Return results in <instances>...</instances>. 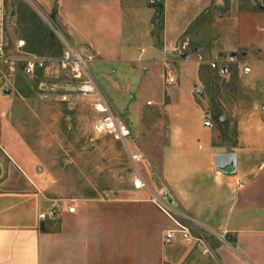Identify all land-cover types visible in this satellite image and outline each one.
Instances as JSON below:
<instances>
[{
    "label": "crops",
    "instance_id": "crops-1",
    "mask_svg": "<svg viewBox=\"0 0 264 264\" xmlns=\"http://www.w3.org/2000/svg\"><path fill=\"white\" fill-rule=\"evenodd\" d=\"M32 1L53 15L57 29L80 51L107 63H138L147 69L181 38L200 55L241 54L251 67L243 81L252 99L236 105L235 112L243 114L236 122V144L224 149L213 142L220 130L211 116L210 92H193L190 103L203 116L195 122L192 112L174 106L177 100L170 96L177 120L166 125L168 142L161 156H147L134 138L145 154L142 162L154 174L156 169L157 181L144 178L148 188L133 185L119 197H73L52 204L37 177L11 155H1L0 264H264V4L240 8L232 3L223 13V0H195L205 26L193 28L189 22L174 38L166 28L163 0L164 43L159 48L154 36L158 20L139 25L146 0ZM1 9L0 0V21ZM140 41H145L141 47ZM24 46L19 45L23 53L41 58L63 52L61 46L59 56H46ZM199 68L197 61L200 76ZM207 119L213 127L204 125ZM229 152L237 154V169L226 173L217 169L215 156ZM155 196L197 237L205 236L210 252L203 253L199 244L166 241L175 223L153 201Z\"/></svg>",
    "mask_w": 264,
    "mask_h": 264
},
{
    "label": "rangeland",
    "instance_id": "rangeland-1",
    "mask_svg": "<svg viewBox=\"0 0 264 264\" xmlns=\"http://www.w3.org/2000/svg\"><path fill=\"white\" fill-rule=\"evenodd\" d=\"M1 1L0 28L8 61H0V156L11 155L20 167L37 177L40 191L52 204L73 197L114 198L129 190L136 177V166L129 154V150H137L134 138L150 157L161 156L168 142L166 125L169 120H177L168 105L170 96L177 100L174 106L192 112L195 122L203 120V116L190 103L193 92L198 95L197 88L210 92L211 116H224L229 121L228 126H219L214 145L229 149L236 144V122L243 114L234 109L251 100L252 94L239 69L236 68L237 74L232 78L210 67L209 63L220 56L200 55L190 42L183 53L174 52L173 46L163 60L149 64L147 69L138 63L91 60L89 70L101 94L112 112L132 130L133 136L127 139L126 146L109 135L95 132L94 125L102 117L94 107L96 97L81 95L59 65L45 62L34 75L25 72L24 58L28 55L19 49L22 41L23 49L31 52L37 49L40 54H54L57 47L63 46L53 15L44 13L32 0ZM146 1L148 5L140 12L139 25L145 28L147 23L151 25L158 20L155 44L162 48L163 15H159L157 2ZM232 3L243 8L251 3L264 4V0H223V13ZM166 9L170 37L176 38L189 22L193 28L205 26L204 16L197 17L199 6L195 0H167ZM184 40L179 39L175 46ZM52 43V51L48 52ZM144 44L145 41L138 45ZM237 55L245 61L241 54ZM197 61L205 82L200 83ZM171 74L175 83L168 80ZM53 84L59 90H44V86L49 88ZM5 87L11 89L9 94L4 92ZM63 94L67 95V101L62 99ZM138 167L144 178L157 181L156 169L155 174L152 169L149 171L145 162H139ZM1 172L0 167V177Z\"/></svg>",
    "mask_w": 264,
    "mask_h": 264
},
{
    "label": "built area",
    "instance_id": "built-area-1",
    "mask_svg": "<svg viewBox=\"0 0 264 264\" xmlns=\"http://www.w3.org/2000/svg\"><path fill=\"white\" fill-rule=\"evenodd\" d=\"M151 3H158L157 0H150ZM60 32V31H59ZM60 39L63 45L62 55L54 59H44L37 57L35 55H28L24 58L25 61V72L28 75H34L40 67L45 66L47 63H55L65 71L66 75L70 77L73 82L76 84L77 91L83 96L93 95L96 97L97 101L94 104L95 109L102 114V117L96 121L94 125V130L99 134H106L113 137L114 140L124 143L127 146V139L133 136L131 128L121 119L119 116H116L112 109L101 94L99 87L89 70V62L94 58L91 55H87L80 51L63 33H59ZM24 42L20 43V46H23ZM189 41H183L179 45H176L173 48L174 52L183 53L189 47ZM0 61L7 62L8 58L5 56L3 49V36L0 34ZM210 67L213 70H217L221 75L228 73L230 66H235L242 72L244 75L251 72V67L249 64L239 58L238 55H227L220 56L217 59L209 63ZM168 80L170 83H175L176 78L172 74L169 75ZM58 86L53 84L51 87L44 86V90L56 91ZM62 99L67 101L68 97L66 94L62 95ZM204 125L207 127H213L214 123L207 119L204 121ZM129 154L132 162L136 166V177L134 179L133 185L137 189L148 188V184L144 177L142 176L138 163L145 160V154L141 150L132 151L129 150ZM153 201L156 202L162 210L174 221L175 228L169 230L166 233V241H175L179 240L188 244H199L203 247V253L210 252L207 240L204 235L202 237H197L191 227L183 223L176 214L167 206L166 201L161 200L157 196L153 197ZM76 207L71 206L69 208L70 212H75ZM52 214V213H51ZM40 217L44 219L45 214H41Z\"/></svg>",
    "mask_w": 264,
    "mask_h": 264
},
{
    "label": "water",
    "instance_id": "water-1",
    "mask_svg": "<svg viewBox=\"0 0 264 264\" xmlns=\"http://www.w3.org/2000/svg\"><path fill=\"white\" fill-rule=\"evenodd\" d=\"M4 92L9 94L11 89L6 87ZM197 93H202V88H197ZM218 122L221 124H228L229 121L226 117L220 116ZM215 164L218 170L223 172H235L237 169V154L236 153H220L215 156Z\"/></svg>",
    "mask_w": 264,
    "mask_h": 264
},
{
    "label": "trees",
    "instance_id": "trees-1",
    "mask_svg": "<svg viewBox=\"0 0 264 264\" xmlns=\"http://www.w3.org/2000/svg\"><path fill=\"white\" fill-rule=\"evenodd\" d=\"M157 7H158L159 15H163V10H164L163 0H160L157 3ZM42 42H44V41H42ZM52 46H54L53 43L48 46V50H47L48 52H51L52 51V48H53ZM35 52L40 53L37 49L35 50ZM60 54H61V48L60 47L59 48L57 47L55 49V52H54L53 56H59ZM48 55H52V54H49L48 53ZM226 74L230 75L233 78L237 74V69L234 66H230V68L228 69V73H226ZM200 77H201V80L205 82V79H204V76H203V73L202 72H200ZM219 117H220L219 115H215V120L217 121V123H218L219 126H222V124L218 122V118Z\"/></svg>",
    "mask_w": 264,
    "mask_h": 264
}]
</instances>
